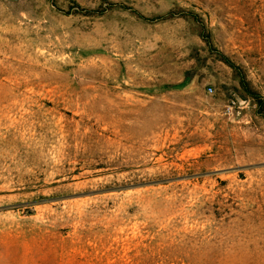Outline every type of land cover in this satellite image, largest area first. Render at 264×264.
Wrapping results in <instances>:
<instances>
[{
	"label": "rangeland",
	"instance_id": "374dc122",
	"mask_svg": "<svg viewBox=\"0 0 264 264\" xmlns=\"http://www.w3.org/2000/svg\"><path fill=\"white\" fill-rule=\"evenodd\" d=\"M261 100L264 0H0V264H264Z\"/></svg>",
	"mask_w": 264,
	"mask_h": 264
},
{
	"label": "trees",
	"instance_id": "16d2710c",
	"mask_svg": "<svg viewBox=\"0 0 264 264\" xmlns=\"http://www.w3.org/2000/svg\"><path fill=\"white\" fill-rule=\"evenodd\" d=\"M203 38H205V40L207 41V43L209 44V46H213L212 44V40L210 35H202ZM221 59L228 65L230 66L234 71L235 74L237 76V78L239 79L240 85L243 88V91L246 92L247 94L256 97L257 93L254 92L249 85V82L247 80L246 75L244 74L243 70L241 69V67H239L238 65H236L233 61H231L227 56L222 55ZM261 104L264 106V100H261Z\"/></svg>",
	"mask_w": 264,
	"mask_h": 264
},
{
	"label": "built area",
	"instance_id": "2783aa9c",
	"mask_svg": "<svg viewBox=\"0 0 264 264\" xmlns=\"http://www.w3.org/2000/svg\"><path fill=\"white\" fill-rule=\"evenodd\" d=\"M209 91L212 93V92H214V89H213V88H209ZM227 111H228L229 113H232V111H233V105H229V106L227 107Z\"/></svg>",
	"mask_w": 264,
	"mask_h": 264
}]
</instances>
